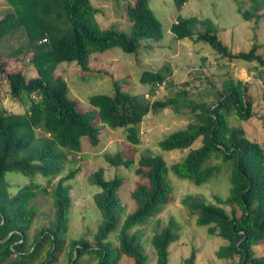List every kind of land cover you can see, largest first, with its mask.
I'll list each match as a JSON object with an SVG mask.
<instances>
[{"label": "trees", "instance_id": "16d2710c", "mask_svg": "<svg viewBox=\"0 0 264 264\" xmlns=\"http://www.w3.org/2000/svg\"><path fill=\"white\" fill-rule=\"evenodd\" d=\"M4 1L12 10L0 17V39L23 29L28 41L19 53L31 54L29 61L36 75L27 78L22 68L8 70L9 61L0 60L9 98L23 109L8 111L0 96V264H57L65 250L69 264H81L85 254L95 264H119L123 256L130 257L133 264H146L143 231L138 227L146 225L173 200V187L166 180L168 168L162 156L148 152L134 159L126 151L105 155L109 166L133 169L137 181L130 191V200L134 208L127 213L119 194L126 177L116 174L105 179L104 168L98 167L89 176V182L100 189L93 195L100 220L92 241L84 237L66 239L72 205L69 181L79 169L63 174L64 165L68 154L80 151L83 136L98 148L95 117L113 129L124 128L127 140L136 145L141 141L138 127L145 115L167 107L179 111L180 103L190 108L194 120L161 139L160 148L183 150L197 139L201 143L186 157L174 161L171 170L178 177L201 185L226 169L230 181L226 198L215 194L210 203L201 196L188 194L182 198V206L197 225L206 226L209 234L226 241L215 250V256L230 260L238 257L237 264H264V255L256 256L254 250L264 240V148L228 122L232 111L242 119L254 114L248 83L238 78L226 79L216 92V102L207 105L181 99L177 92L165 99H145L148 101L144 103L121 91L115 82L113 94L90 95V107L83 110L70 96L66 80L54 73L56 66L62 62L76 63L81 71L88 72L94 52L118 47L136 53L141 46L151 48L150 42L159 40L163 29L149 0L127 1L128 31L115 26L102 28L96 19L98 9L90 0ZM187 1L173 0L177 9ZM241 1L249 5L245 10L239 5L244 19L258 22L264 18V0ZM199 26L203 30L197 32ZM170 29L177 39L202 40L224 58L254 62L264 69V58L257 53L261 44L254 43L247 51L231 52L207 18L178 17ZM14 61L22 62L19 57H14ZM170 75L167 66L145 69L139 80L150 90L165 81L167 86L183 87L179 91L186 92L184 86L188 82L178 85ZM36 131L44 137L36 136ZM8 172L31 179L38 174L46 179V184L40 186L30 180L11 195L4 180ZM39 193L50 196L52 213L47 225L39 228L30 240L29 230L40 213L34 202ZM177 232L174 220L169 219L152 234L155 264H168L169 247L177 240ZM196 254L192 249L181 264H196Z\"/></svg>", "mask_w": 264, "mask_h": 264}, {"label": "rangeland", "instance_id": "374dc122", "mask_svg": "<svg viewBox=\"0 0 264 264\" xmlns=\"http://www.w3.org/2000/svg\"><path fill=\"white\" fill-rule=\"evenodd\" d=\"M90 1L98 9L96 19L102 28L115 26L123 31L129 30L130 22L125 13V6L129 0ZM149 3L162 24L163 36L159 40L151 41V48L141 46L136 53H127L118 47L94 52L89 59L88 72L81 71L76 63L58 64L54 73L66 80L70 96L84 110L90 107L88 102L90 95L100 93L111 95L115 91L116 82L121 91L133 94L146 103L148 100H145L144 93L150 91V87L140 82V73L145 69L156 70L167 66L171 70L170 78L174 83L180 85L188 82L184 86L186 92L179 91L183 87L166 85L149 101L165 99L177 92L181 99L209 105L216 102V92L221 89L223 81L238 78L248 83L254 114L250 118L242 119L232 111L228 116L229 125L242 129L249 139L258 141L264 148V69L254 62L224 58L202 40L189 37L177 39L170 29L178 17L207 18L211 20L218 38L229 51H247L254 43H259L262 47L257 53L264 58V18L258 22L244 19L238 11L239 5L241 10L247 9L249 5L241 0H189L180 9L176 8L173 0H149ZM10 10L12 7L6 1L0 0V17ZM200 30L203 28L199 26L196 31ZM27 41L28 37L23 29L0 39V60L9 61L8 70L16 71L22 68L25 76L29 78L36 75V70L29 61L31 54L23 55L24 51L19 53V48H26ZM14 57H19L22 62H15ZM5 81L0 72L2 106L11 112H23L20 106L10 100ZM193 120L190 108L183 103H180L179 111H175L173 107L156 113L151 111L139 124L140 143L133 145L127 140L124 128L113 129L95 117L100 138L98 148H94L88 138L83 136L80 151L68 154V161L64 165L63 174L74 168L79 169L76 177L69 181L72 205L67 241L79 237L92 241V233L100 220V212L94 204L93 195L100 189L89 182V176L98 167L104 168L105 179H112L116 174L126 177L119 194L126 206V212L133 211L130 191L137 181L134 171L109 166L105 155L126 151L137 159L139 154L151 152L161 155L166 163L168 168L166 180L173 187V200L146 225L138 227L143 231V245L148 255L146 264H155V254L150 244L152 234L162 228L169 219L174 220L178 232L177 240L169 247L168 264H181L192 249L197 252L196 264H237L238 257L230 260L215 256V250L226 241L220 236L209 234L206 226L197 225L181 203L182 198L188 194L201 196L210 203L214 202L215 194L226 198L230 187L229 173L223 169L218 176H214L208 182L195 185L190 180L175 175L171 170V164L186 157L192 148H197L201 143L200 139H197L190 148L183 150L167 151L159 146L161 139L178 129L185 128ZM35 135L39 138L44 137L40 131H36ZM4 180L8 182V191L11 195L29 184L30 180H34L40 186L46 184V179L38 174L31 179L30 176L18 172H8ZM34 202L40 208V213L29 230L30 240L39 228L47 225L52 213L49 195L39 193ZM113 236L111 239L115 240ZM254 250L256 256H263L264 240H261ZM80 263L95 264L90 261L87 254L82 257ZM57 264H69L66 250L59 256ZM119 264H133V260L123 256Z\"/></svg>", "mask_w": 264, "mask_h": 264}, {"label": "built area", "instance_id": "2783aa9c", "mask_svg": "<svg viewBox=\"0 0 264 264\" xmlns=\"http://www.w3.org/2000/svg\"><path fill=\"white\" fill-rule=\"evenodd\" d=\"M164 86H166L165 81L156 83L154 85V87H153V90H150V91H147V92L144 93V98L145 99H152V98H154L158 94L159 90L161 88H163Z\"/></svg>", "mask_w": 264, "mask_h": 264}]
</instances>
